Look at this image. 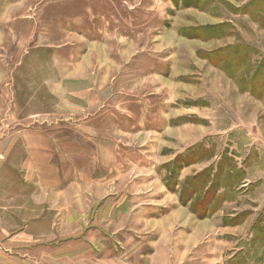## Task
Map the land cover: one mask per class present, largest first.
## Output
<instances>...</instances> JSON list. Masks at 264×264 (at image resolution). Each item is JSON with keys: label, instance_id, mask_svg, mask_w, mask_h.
Masks as SVG:
<instances>
[{"label": "rangeland", "instance_id": "rangeland-1", "mask_svg": "<svg viewBox=\"0 0 264 264\" xmlns=\"http://www.w3.org/2000/svg\"><path fill=\"white\" fill-rule=\"evenodd\" d=\"M173 235L264 264V0H0V264H174Z\"/></svg>", "mask_w": 264, "mask_h": 264}, {"label": "crops", "instance_id": "crops-1", "mask_svg": "<svg viewBox=\"0 0 264 264\" xmlns=\"http://www.w3.org/2000/svg\"><path fill=\"white\" fill-rule=\"evenodd\" d=\"M177 140H178L179 143H181V144L183 143V140L184 139H183V136H182V132L179 135V137L177 136ZM100 185L101 184H99V183L97 184V186H100ZM152 185L156 187V186L159 185V183H154ZM166 218H167V221L169 223L170 222H175L176 223L177 221H181L182 220V218H183V212L182 211L175 210L174 212L169 213ZM172 237H174L173 239L176 240V259L175 260L171 259V261L175 264V261H177L179 257H183V254H182V250L181 249L184 247V243H183L182 240L179 241V237H177V235H173ZM173 239H171V242L168 245L169 248L167 249V253H170V254L172 252L171 251V248H172L171 244H172V240Z\"/></svg>", "mask_w": 264, "mask_h": 264}, {"label": "bare ground", "instance_id": "bare-ground-1", "mask_svg": "<svg viewBox=\"0 0 264 264\" xmlns=\"http://www.w3.org/2000/svg\"><path fill=\"white\" fill-rule=\"evenodd\" d=\"M132 49V48H131ZM173 219V218H172ZM176 252V251H175ZM173 254V253H172Z\"/></svg>", "mask_w": 264, "mask_h": 264}]
</instances>
